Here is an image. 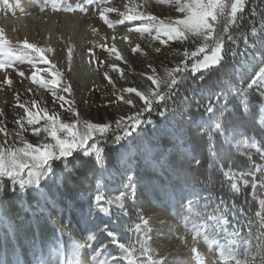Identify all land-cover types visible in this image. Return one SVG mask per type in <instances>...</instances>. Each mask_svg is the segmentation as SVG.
I'll list each match as a JSON object with an SVG mask.
<instances>
[{"label": "rangeland", "instance_id": "rangeland-1", "mask_svg": "<svg viewBox=\"0 0 264 264\" xmlns=\"http://www.w3.org/2000/svg\"><path fill=\"white\" fill-rule=\"evenodd\" d=\"M144 1L155 18L137 12L140 18L134 22L150 28L141 33L140 41L155 69L154 88L135 75L117 73L112 87L99 94L91 90L78 94L67 87L64 106L54 104L48 114L78 135L85 122L109 125L103 138L94 132L85 145L96 143L102 163L95 151L85 156L77 150L50 161L53 173L42 177L38 186L21 189L11 178L0 177V264H261L264 260V82L247 88L264 67L258 63L264 55V0H243L233 23L228 21L236 0H225L227 7L212 22V37L206 40L188 32L180 38L168 37L160 48L153 38L156 27L187 13L179 11L176 0ZM102 4L103 0H81L75 5L72 0H0V21L28 11L31 17L23 24L29 33L37 22L55 21L68 12L83 17ZM15 28L22 27L16 23ZM3 30L8 31L0 24V33ZM3 36L9 41L7 34ZM214 39L223 40L221 65L213 68L221 73L211 71L213 79L207 81L209 73L193 74L190 69L196 59L211 54ZM205 44L208 48L199 53L197 49ZM11 48L19 57L25 51L36 57L23 45ZM185 65L188 71L181 72ZM173 79L178 83L169 93L167 85ZM124 87L139 88L148 99L158 91L167 97L163 102L153 99L152 110L140 116L143 123L129 129L131 135L123 139L127 153L121 170L111 173L104 141L117 120L127 122L143 108ZM109 89L119 94L117 100L99 102V95L107 96ZM216 94H221L219 100ZM22 104L25 107L16 115H0V146L23 147L26 142L44 151V144L55 143L44 131V113ZM25 109L39 113L38 121L29 124ZM189 119L195 123L187 124ZM178 128L184 129L182 138L174 134ZM117 132L123 135V128ZM58 136L66 138L68 133L61 131ZM195 137L205 141V151L192 144ZM21 176L28 178L27 168ZM75 178L83 187L73 184ZM248 187L250 197L242 198ZM98 194L104 198L101 205L109 207L107 214L96 211ZM253 204L258 206L256 212Z\"/></svg>", "mask_w": 264, "mask_h": 264}, {"label": "bare ground", "instance_id": "bare-ground-1", "mask_svg": "<svg viewBox=\"0 0 264 264\" xmlns=\"http://www.w3.org/2000/svg\"><path fill=\"white\" fill-rule=\"evenodd\" d=\"M72 1L75 5L81 0ZM23 5L29 4L24 1ZM100 6L101 9L96 7L97 9H92L90 14L83 17L68 12L56 18L54 14L56 22L54 19L37 22V25H34L29 33L24 29L23 24V20L30 16L28 11L20 10L15 19L7 18L0 21L4 29L8 30H3L5 31L3 35L7 34L13 48L23 45L26 40L45 49L44 55L50 61L49 64H44L39 62V58L31 56L37 60L33 66L27 58L21 59L14 52V54L10 53L7 50L8 47H11L10 45L0 47V59L10 62L11 65L0 69V113H2V118L9 114L16 115L20 111L19 105L22 103L29 104L30 110H36L40 114H43L41 109L47 113H53L52 105L64 106L65 104L64 99H59L66 94L65 91L62 93L61 89L71 87L78 94L88 90L99 94L112 87L116 73L135 75L148 87L154 88L155 69L150 62V53L143 51L140 41L141 32L135 30L141 26L135 23V20L125 19V15L137 14V12L155 18L154 10L144 0H103V4ZM105 8L116 9L114 12L104 13L110 21V25L105 23L100 16L101 11ZM14 23L22 28L17 30ZM153 38L155 46L160 48L167 41L168 36L159 34L157 37L155 34ZM35 68L51 69V72L40 73L47 80L53 78L52 72H59L60 75L56 77L59 84L57 86L50 84L41 86L39 83L33 82L31 73ZM18 70H23L25 76H19ZM5 74L11 80V84L2 82ZM61 76H63L62 79ZM128 89L135 91L129 92ZM123 90L129 93L137 104L145 106V100L141 99V95L147 99L148 97L143 90L134 87H124ZM137 93L141 95H137ZM118 95L109 89L108 95L105 97L99 95L98 100L99 102L115 101ZM119 251H121L120 248ZM200 264H205V262L202 261Z\"/></svg>", "mask_w": 264, "mask_h": 264}, {"label": "snow or ice", "instance_id": "snow-or-ice-1", "mask_svg": "<svg viewBox=\"0 0 264 264\" xmlns=\"http://www.w3.org/2000/svg\"><path fill=\"white\" fill-rule=\"evenodd\" d=\"M176 3L179 5L180 12H186L187 15L183 19H177L174 23L165 24L164 22H160V26L156 27L157 37L162 32L165 36L169 38H180L185 36L186 33L192 32L197 35H204L207 40L209 37H212V33L214 31V24L218 19V15L224 12L227 4L225 0H185L184 3L181 4V0H176ZM244 6L243 0H236L235 3L231 4V19L228 23L235 22L236 14L238 10L242 9ZM115 8H105L101 11L100 16L104 20L105 23L110 25V21L104 15L105 12H114ZM123 15V14H122ZM140 16L137 14L125 15L126 20H137ZM147 19H154L152 17H148ZM138 32L144 33L149 32L150 28L148 25H144L140 28L135 29ZM227 31V26L225 25L224 29ZM231 39V37H229ZM214 46L211 48L210 55H204L203 59H196L194 63H192L190 71L193 74L198 72L209 73L207 76V81H211L213 79L211 70L221 65L222 61V49H223V40L222 39H214ZM10 42L0 33V47L8 46ZM23 48L27 50H31L36 54V57L39 58V62L44 64H49L50 61L44 55L45 49L37 47L35 44L29 43L26 40L23 42ZM208 48V44H205L204 47H200L197 49L199 53H204ZM7 50L10 53H13V49L8 47ZM50 50V49H49ZM135 51V49H133ZM14 54V53H13ZM197 53L193 52L192 56L196 57ZM27 58L29 63L33 66L37 63V60L31 57L28 52H23L21 59ZM258 63L264 64V55L259 58ZM10 62L0 59V69H4L5 67H10ZM255 65H253L254 67ZM181 72L188 71L187 65ZM251 71V70H250ZM41 72L48 73L51 72L49 68H35L31 73V79L35 83H39L41 86H46L48 84L52 86H57L59 84V80L56 78L60 75L59 72H52V79L47 80L43 75H40ZM18 75L21 77L25 76V72L23 70H18ZM3 83L11 84V80L7 78V75L3 77ZM201 82H205V79L202 77ZM260 82H264V67H260L258 71H256L254 77L247 84V88L250 90L254 85L259 84ZM178 81L173 79L171 83L167 85L169 93L173 90V86L176 85ZM243 87V85H242ZM70 88H65L64 91H69ZM129 92L135 91L134 89H128ZM137 95H141L137 93ZM221 94H216V99H220ZM167 97L166 93L156 92L153 95L152 99H147L143 95H141V99L145 100V106L141 109V112L134 114L132 117L128 118L127 122L122 123L121 120H117L116 128L117 130L123 128V135H115V139L113 141L114 144H119L122 139L131 135V130H135L138 125L143 123L141 121L140 116L143 112H149L152 110L153 99L158 101H165ZM60 100H63L64 97H59ZM21 108L25 106L23 104L19 105ZM227 111L228 109L225 108ZM27 112V122L29 124H33L38 121L39 113H32L28 109H25ZM44 113L43 119L46 121V127L44 128L45 132H48L50 136L53 138L55 143L52 144H44L42 147L44 151H41L39 148H34L32 144L26 143L23 147H3L0 146V177L7 176L11 178V182L13 185L19 183L21 189H23L26 185H39L42 177L49 176L50 173H53V167L50 161L53 159L59 161L61 158H67L73 154L74 151L81 150L84 155H89L90 152L95 151L96 160L98 163H102L100 156V149L96 147V143L94 142L91 147H85L87 141L91 139L94 132H98L101 134V138L104 137V134L108 132L109 125H94L85 122V128L82 133L79 135L72 131V127L69 125H59L54 115H49L47 111L41 109ZM209 113L212 112V108L209 107L207 109ZM2 115V113H0ZM161 116L164 115V112L160 113ZM147 123H151V121H147ZM187 124L192 125L195 123L193 119H189L186 121ZM2 130V129H0ZM36 131H40V129H36ZM67 131L68 136L66 138H61L58 136V132ZM174 134L177 138H182L184 136V129L178 128L175 130ZM58 153V154H57ZM66 162V161H65ZM27 168L28 169V178L24 179L21 176L22 171ZM71 171V169H68ZM244 183L247 185L248 181L245 180ZM236 185L232 184V188H235ZM255 187V184H253ZM0 191H3V184H0ZM123 196V193H121ZM103 196L98 194L95 197V203L97 205L96 211L107 214L109 212V207H104L101 205V201H103ZM117 201L120 197L116 198ZM207 199V197L205 198ZM108 205L111 206L113 201H107ZM119 206V205H118ZM139 227V225H137ZM106 230V229H105ZM11 234V233H10ZM109 236H112V233H108ZM113 243H116L115 237H113ZM123 248V245H120ZM112 260H116V257H112ZM107 264V261H105ZM237 264H241L240 261H237ZM261 264H264V260H262Z\"/></svg>", "mask_w": 264, "mask_h": 264}, {"label": "trees", "instance_id": "trees-1", "mask_svg": "<svg viewBox=\"0 0 264 264\" xmlns=\"http://www.w3.org/2000/svg\"><path fill=\"white\" fill-rule=\"evenodd\" d=\"M264 38V35H263ZM232 65H229L228 67H230ZM236 66V64H235ZM214 71V73L216 72L217 74H220L221 72H219V70H211ZM216 76V75H215ZM193 79V78H192ZM190 78V81L192 80ZM235 83V81L233 82ZM236 84V83H235ZM184 87V86H183ZM186 87V86H185ZM186 89V88H185ZM117 128H114L112 133L108 134L107 139H105L103 147L105 149V159H106V166L108 168V170L112 173V172H117L121 170V165H122V159L123 157L126 155L127 151L124 149L125 146V142L123 141V139L120 141L119 144H114L113 141L115 139V135H118L119 133L117 132ZM197 137L193 138V145L199 149L200 151H205V147H206V143L205 141H196ZM206 155L202 154V158L205 159ZM73 181V184L78 187L81 188L82 186V182H78V180L75 178ZM85 185V184H84ZM250 187H248L246 190H244V195H241L242 198H249L250 197ZM255 212L258 210V206H256L255 204H253ZM14 209H18V208H14Z\"/></svg>", "mask_w": 264, "mask_h": 264}]
</instances>
